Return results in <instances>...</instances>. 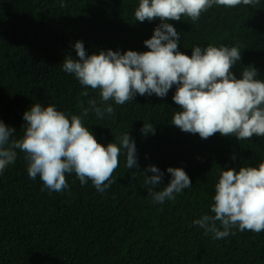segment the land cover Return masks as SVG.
I'll use <instances>...</instances> for the list:
<instances>
[{
	"label": "trees",
	"instance_id": "16d2710c",
	"mask_svg": "<svg viewBox=\"0 0 264 264\" xmlns=\"http://www.w3.org/2000/svg\"><path fill=\"white\" fill-rule=\"evenodd\" d=\"M138 4L69 0L61 7V0H0V121L15 129L10 139L23 138V114L33 104H50L69 119L81 116L101 145L119 146L118 137L128 133L138 163L127 169L122 150L114 182L102 193L91 181L81 185L74 173L66 174L63 192L42 191L39 177L28 176L26 154L16 149L15 162L0 174V264H264V231L233 228L234 235L217 240L193 223L214 215L215 184L223 170L264 162V136L201 139L172 125L180 111L172 100L176 86L164 98L136 95L123 105H105L99 90L63 71L66 57L78 59L77 41L88 55L149 51L144 41L161 22L136 21ZM168 23L180 34L178 51L191 56L197 46L239 47L234 76L240 79L251 65L264 81V0L255 7L213 6L195 22L182 17ZM84 91L89 95L82 96ZM93 98L114 113L98 118L90 110L84 117ZM145 124L154 126V134L142 133ZM149 165L163 173L153 190L168 185L169 167L183 169L192 186L174 200L155 203L144 182L145 175H154L145 173Z\"/></svg>",
	"mask_w": 264,
	"mask_h": 264
},
{
	"label": "clouds",
	"instance_id": "9594fccd",
	"mask_svg": "<svg viewBox=\"0 0 264 264\" xmlns=\"http://www.w3.org/2000/svg\"><path fill=\"white\" fill-rule=\"evenodd\" d=\"M261 0H139L134 11L135 20H159L150 39L144 41L149 51H100L88 55L84 44L77 41L73 47L78 59L70 56L63 61V71L74 75L81 86L99 90V103L113 101L123 105L136 95H155L164 98L176 86L173 102L179 106L172 125L182 132L197 134L208 139L215 134L250 140L264 136V81L257 79V69L248 66L241 78L233 74V67L241 60L239 47L192 49L191 56L178 51L180 34L168 21H180L182 17L197 21L202 13L213 6L235 8L259 5ZM65 0H61V7ZM88 96V91L81 93ZM82 115L91 110L98 118L112 115L114 108H101L93 98L87 102ZM27 125L22 139L11 140L15 129L0 121V174L15 162L16 149L26 154L30 179H39L43 188L51 192H63L68 188L66 174L74 173L81 185L91 181L97 192H104L114 182L112 176L119 167L123 150L125 167L138 168L136 148L132 137L125 133L116 143L101 145L81 116L66 114L55 106L33 104L23 114ZM142 133L154 134V126L143 125ZM235 159V157H233ZM171 175L168 185L153 190L163 179V173L153 165L145 169V184L155 203L174 200L175 193L192 186L191 180L181 168L166 170ZM135 175V173H133ZM211 212L193 223L211 233L214 239L240 232L264 231V162L258 167H240L220 173L215 184ZM219 222L220 227H217ZM222 229V230H221Z\"/></svg>",
	"mask_w": 264,
	"mask_h": 264
},
{
	"label": "water",
	"instance_id": "95a60500",
	"mask_svg": "<svg viewBox=\"0 0 264 264\" xmlns=\"http://www.w3.org/2000/svg\"><path fill=\"white\" fill-rule=\"evenodd\" d=\"M65 1H69V0H65ZM45 12H46V14H47L48 10H46ZM61 32H62V31H61ZM61 44H62V42H61Z\"/></svg>",
	"mask_w": 264,
	"mask_h": 264
}]
</instances>
